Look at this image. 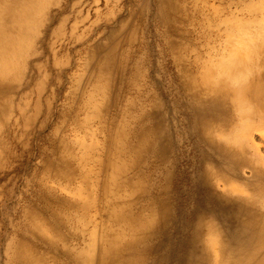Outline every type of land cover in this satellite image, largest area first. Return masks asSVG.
Returning a JSON list of instances; mask_svg holds the SVG:
<instances>
[{"label":"bare ground","instance_id":"6f19581e","mask_svg":"<svg viewBox=\"0 0 264 264\" xmlns=\"http://www.w3.org/2000/svg\"><path fill=\"white\" fill-rule=\"evenodd\" d=\"M50 3L0 0V112L17 110L21 123L27 125L42 109L47 70L55 73L62 68L56 62L50 69L38 64L33 81L32 65L26 60L46 27ZM152 3L135 4L139 28L148 25ZM228 3L240 10L232 11L229 5L223 15L220 7H208L204 0L153 3V20L162 29V49L176 69L177 83L172 87L179 95L176 106L183 109L179 122L185 128L175 130L176 140L162 100L166 90L158 80L151 84L149 111L127 104L117 109L123 88L117 80L122 81L123 64L134 54L129 56L130 50L123 49L117 56L120 47L112 46L96 66L98 78L113 95L107 107L114 116L106 119L91 103V94L100 95L101 88H93L83 103L82 76L74 81L72 97L78 95L80 102L75 108L73 100L67 108L73 128L92 139L94 132L87 129L91 119L108 121V127L101 126L105 140L103 161L97 163L100 178L88 168L94 144L86 147L76 140L80 154H71L52 136L54 162L46 163L33 192L41 211L26 212L22 232L9 244L11 264H264V166L249 140L252 130L264 126V0ZM192 23L203 43L199 52L190 48L196 38L186 29ZM57 24L56 41L66 21ZM128 38L132 41L122 47H131L138 37ZM128 72L131 78H143L138 65ZM128 88L140 96L139 88ZM14 97L20 98L19 103ZM81 109L91 112L78 120ZM3 119L9 121L8 116ZM246 124L249 128L244 129ZM188 137L194 140L196 154L190 170L182 173L188 176L189 186L178 189L176 172L183 157H178L176 147ZM148 158L153 159L152 165L145 164ZM242 169L251 171L250 179L242 178ZM57 180L71 187L73 198L57 195L49 185ZM94 209L101 213L102 224L97 227L92 222ZM192 217V223H186ZM66 236L81 238L82 246L71 248ZM37 238L43 250L57 258L37 252ZM57 242L62 244L59 253Z\"/></svg>","mask_w":264,"mask_h":264},{"label":"rangeland","instance_id":"374dc122","mask_svg":"<svg viewBox=\"0 0 264 264\" xmlns=\"http://www.w3.org/2000/svg\"><path fill=\"white\" fill-rule=\"evenodd\" d=\"M139 2L140 0H51L46 27L38 33L33 52L26 60L32 65L30 71L34 77L33 81H35L34 68L38 64L45 65L50 69L56 62L62 68L55 73L47 70L46 90L42 95V109L31 125L21 123L17 110L11 113L0 112V264L12 263L8 258L11 255L9 244L16 241L17 234L22 232L21 228L26 223V212L33 208L41 211V206L34 200L33 192L35 184L45 174L46 163L54 162L51 149L56 143L51 141L52 136L61 140L65 145V150L69 149L71 154H80V147L76 148L74 144L77 141H81L86 147L94 144L96 150L90 156L88 168L92 169L93 173L100 178V168L97 163L99 160L103 161V141L105 140L101 126L108 127L106 123L108 121L98 122L95 118L91 119L87 129L94 132V137L92 139L85 138L84 133L73 128L67 108L71 107L73 100L75 108L79 105L80 98L76 99L75 97L78 95L75 94L73 98L72 94L76 89L74 81L82 76V93L79 94L83 99L82 102L84 103L87 95L92 93L93 88H101L100 95L91 94V103L98 106L106 119L115 115L114 111L107 107L108 103L112 101L113 95L106 89V83L98 78L96 69L101 57L110 47L119 45L117 56L124 52L123 49L130 50L129 56L134 53L130 56L129 61L123 64L126 72L122 81L117 80V85L121 84L123 87L119 96L120 105L117 109L123 108L127 104V106L132 105L135 109L141 107V109L149 111L153 95L151 84L154 80L155 82L158 80L162 89L166 90V95H163L162 100L167 103L165 112L171 117V127L174 133L175 130L182 131L185 128L183 125L180 126L179 122L182 119L183 109L176 106L179 95L172 90L173 85L177 83L176 69L171 56L166 55L162 49V38L160 37L162 29L155 23L152 16L155 0L149 7L146 21L148 25L143 28H139V8L135 7V4ZM56 3L57 5H55ZM204 4L208 7L211 5L220 7L223 10V15H227L226 8L228 9L230 5L228 0H204ZM230 7L232 11L240 10L235 5H230ZM196 17L200 18L199 14ZM60 20H65L66 24L61 31L59 40L56 41L54 34ZM192 24L186 29L188 32L194 33V38H196L190 48L199 52L198 49L201 50L203 43L197 37V34L200 33L199 29L195 23ZM129 25L130 28H127ZM130 35H133L134 38L138 37L137 40L130 44L131 47H127L125 44L122 47V43L131 40L128 38ZM159 55L161 56L159 57ZM134 65L139 66L143 78L136 80L129 76L128 71ZM163 72L166 73L164 77L162 76ZM128 86L139 88L140 96L136 97L134 91L129 90ZM14 100L17 104L20 98L14 97ZM90 112L81 109L76 118L83 120L85 116L90 115ZM7 116L9 121L5 122L3 118ZM15 122L16 124H14ZM248 125L246 124L244 129L249 128ZM176 135L177 133L174 135L175 140L177 139ZM249 140L252 146L257 148L262 161L261 165L264 166V126L252 130ZM177 144V155L180 159L183 157L176 172L177 179H180L177 188L179 189L181 186L187 188L189 186L188 176L183 174L190 170V160L196 154L193 150L194 140L192 137H188ZM144 162L146 165H152L153 159L148 158ZM240 173L244 179H250L252 176L249 169H242ZM130 175L132 174L130 173ZM49 185H52L56 189L57 195L63 199L73 198V191L66 183L57 180V183ZM82 196L87 197L86 191H83ZM91 214L94 226L101 225V213L94 209ZM193 219V217L187 219L186 223H192ZM185 227L187 228V224ZM50 235L56 241V238L54 239L53 235ZM65 238L66 244L71 248L82 246L81 238L79 240L68 236ZM38 240L37 238L34 242L37 252L57 258V254L43 250V247L37 242ZM60 250H62V244L57 242L56 253H59ZM60 264L65 263L61 262Z\"/></svg>","mask_w":264,"mask_h":264}]
</instances>
